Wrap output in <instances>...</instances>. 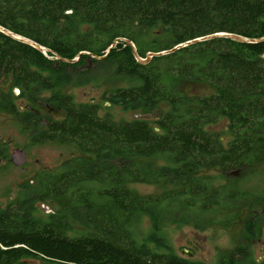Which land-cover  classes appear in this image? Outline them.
Wrapping results in <instances>:
<instances>
[{"label":"trees","instance_id":"16d2710c","mask_svg":"<svg viewBox=\"0 0 264 264\" xmlns=\"http://www.w3.org/2000/svg\"><path fill=\"white\" fill-rule=\"evenodd\" d=\"M0 28L47 50L0 30V112L19 115L18 89L21 98L60 115L30 113L33 143L74 144L90 156L48 176L36 196L0 208V264H204L173 253L160 233L192 216L197 228L219 217V224L234 222L239 212L233 209L250 193L237 185L212 189L200 172H250L264 165V42L206 39L264 38V0H0ZM127 41L141 59L154 56L142 64ZM90 61L112 79L103 95L108 103L126 112L150 114L162 104L169 110L158 111L153 122L127 121L71 95L37 101L35 93L98 83V75L84 70ZM119 79L134 84L115 86ZM181 82L203 83L214 93L185 95L178 91ZM220 119L228 122V145L206 128ZM129 184L165 190L141 195ZM36 202L52 214L36 216ZM143 217L152 231L139 243L133 229ZM246 229L254 237L249 219ZM234 257L224 254L220 264H249Z\"/></svg>","mask_w":264,"mask_h":264},{"label":"rangeland","instance_id":"374dc122","mask_svg":"<svg viewBox=\"0 0 264 264\" xmlns=\"http://www.w3.org/2000/svg\"><path fill=\"white\" fill-rule=\"evenodd\" d=\"M84 70L94 72L99 76L96 84H71L52 91H44L35 93L37 101H43L50 98L53 94L71 95L78 103L96 102L103 106L102 115L111 114L116 120H135L146 119L151 122L157 120L161 109L164 112L169 110L166 104H162L159 108L150 113H137L132 111H123L118 106L108 105L103 99L105 90L109 89L113 83L111 78H103L100 72V65L95 62L83 65ZM116 82V83H115ZM115 86L133 85V82L119 79L115 81ZM178 91L185 95L209 96L214 90L203 83L181 82ZM19 115L15 116L7 112H0V140H9L5 154L10 157L14 149H24L27 154L26 170L22 171L20 167H16L9 163V159L3 157L0 161V208H5L10 202L18 198L27 196L34 197L45 186V179L50 175H57L65 171L68 167H76L79 165L80 159L89 158L82 154L78 147L74 144L61 145L58 143L35 144L32 141L35 132L30 129L33 126V118L30 116L34 111L27 109L32 108L39 112L38 117L60 118L56 112H52L46 106L21 98L20 91L16 95ZM44 123L40 122L39 127L42 130ZM228 122L220 119L219 123L207 126V130L215 131L221 134L225 145L231 141V136L227 133ZM154 165H161L162 160H148ZM200 176L209 177L212 189L222 186H239L241 191L250 193L248 198L241 199L237 202V209L234 208L232 213L239 212L234 222L219 224L221 217L217 218L213 224H201L199 228L195 227V216L189 221L177 227L169 224L161 230V236L165 238L171 251L183 258L193 262H201L204 264H220V258L224 254L231 253L239 247L254 252V259L260 258V251L264 250V199L255 197L264 188V165L257 167L250 172H232L228 174L221 173L218 169L202 170ZM94 188L99 185L91 184ZM127 188L141 195H158L165 188L162 185H146V184H129ZM35 215L46 219L52 214L51 208L43 203L36 202ZM251 220L255 225V235L247 232L246 221ZM205 221L206 218L201 219ZM223 220V217H222ZM152 225L148 217H143L141 222L133 229L135 239L141 243L151 233ZM252 238V239H251ZM155 249V246L152 245ZM244 250V249H243ZM159 251V250H158ZM160 250L159 252H166ZM29 264H36L34 261H25ZM253 263H256L253 261Z\"/></svg>","mask_w":264,"mask_h":264},{"label":"water","instance_id":"95a60500","mask_svg":"<svg viewBox=\"0 0 264 264\" xmlns=\"http://www.w3.org/2000/svg\"><path fill=\"white\" fill-rule=\"evenodd\" d=\"M0 30L3 31L4 33H6L7 35H9L10 37L14 38V39H17V40H19L21 42H24V43H27V44L33 46L34 48L42 51L43 53H46V51H47L42 46H40V45H38V44H36V43H34V42L26 39V38H23V37L14 35L11 32H9V31H7L5 29H2V28H0ZM218 36L219 37L220 36L221 37H225L227 39H230V40H233V41L242 43V44H253V43H258V42H264V38L259 39V40H250V39H247V38L242 37V36L231 35V34H217V35H213V36L206 37V39H212V38L218 37ZM198 40H200V39H198ZM198 40H196V41H198ZM196 41H194V42H196ZM190 43H188V44H190ZM127 45L130 46V47H132L136 59L139 62H141L142 64L148 63L150 61V59L154 56L153 54H149L148 59L147 60H143V59H141L139 57V54L137 52V49H136L135 45L132 42L127 41ZM179 47H176L173 51L177 50ZM173 51H171V52H173ZM161 54H164V53H161ZM161 54H159L158 56H160ZM106 56H104V57H106ZM263 58H264V55H263ZM65 62H67V61L65 60ZM70 62L73 63V62H75V60L70 61ZM15 93H16V95H18L19 94V90L16 89L15 90ZM107 104L110 105V103H107ZM27 109H29L30 111H34L37 115H39V112L38 111H35L32 108H30V107H28ZM155 130H156V132H159V129L158 128H156ZM11 162L16 167H23V166H25V164L27 163V154H26V151L24 149H14L13 152H12V155H11ZM21 264H29V263L22 262Z\"/></svg>","mask_w":264,"mask_h":264},{"label":"flooded vegetation","instance_id":"af4514ba","mask_svg":"<svg viewBox=\"0 0 264 264\" xmlns=\"http://www.w3.org/2000/svg\"><path fill=\"white\" fill-rule=\"evenodd\" d=\"M9 144H10L9 140H3V139L0 140V161L3 160V157L5 155V151L7 150ZM11 155L12 154L10 153V159H11ZM20 169H22V171L26 170V165L23 167H20ZM231 254L235 255V257H234L235 260H242V257H244V260L249 264L252 263L253 261L258 263V264H264V250L260 251V258H256L254 260H253L254 252L252 250H249V249L234 250L231 252ZM244 260H242V261H244Z\"/></svg>","mask_w":264,"mask_h":264}]
</instances>
